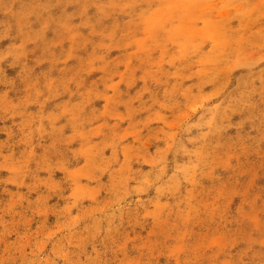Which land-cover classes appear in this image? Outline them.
<instances>
[{
	"label": "rangeland",
	"instance_id": "374dc122",
	"mask_svg": "<svg viewBox=\"0 0 264 264\" xmlns=\"http://www.w3.org/2000/svg\"><path fill=\"white\" fill-rule=\"evenodd\" d=\"M0 264H264V0H0Z\"/></svg>",
	"mask_w": 264,
	"mask_h": 264
}]
</instances>
